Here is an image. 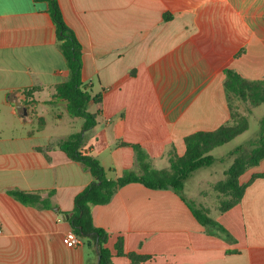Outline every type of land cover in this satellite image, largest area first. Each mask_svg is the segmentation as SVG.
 Here are the masks:
<instances>
[{"label":"crops","instance_id":"crops-1","mask_svg":"<svg viewBox=\"0 0 264 264\" xmlns=\"http://www.w3.org/2000/svg\"><path fill=\"white\" fill-rule=\"evenodd\" d=\"M58 2L83 47V82L92 96L101 95L100 103L88 104L89 112L100 115L96 127L84 133V146L110 179L140 173L134 149L123 143L140 145L155 168L159 161L169 162L173 150L182 156L187 136L230 122L227 69L251 81L264 79V0ZM68 75L47 4L5 0L0 6V264L98 262L95 243L76 247L66 240L74 199L93 180L61 147L82 126L63 135L46 130L58 100L53 87ZM254 175H264V160L241 177L248 184L241 203L212 217L228 237L208 232L173 190L139 183L94 206V223L111 235L113 264H131L116 256L120 237L127 253L153 256L144 264H264V177L252 181ZM12 190L42 191L50 206L22 204Z\"/></svg>","mask_w":264,"mask_h":264},{"label":"trees","instance_id":"trees-1","mask_svg":"<svg viewBox=\"0 0 264 264\" xmlns=\"http://www.w3.org/2000/svg\"><path fill=\"white\" fill-rule=\"evenodd\" d=\"M36 1L46 3L48 6V13L56 27L58 48L63 54L69 70L67 80L53 87V98L64 102L66 110L72 118L83 119L81 132L69 136L62 142L61 147L70 161L81 163L93 176L92 182L75 197L73 215L69 221L72 230L82 241L95 243L98 254L97 264H113L114 253L108 247L111 235L95 225L92 208L108 204L119 189L131 183H139L152 190H173L188 203L196 219L208 232L211 234L220 233L228 237L227 231L209 215L206 208H197L187 201L184 197L185 184L193 173L215 163L216 159L211 155L214 149L231 142L249 129V118L236 107L235 99L245 103L249 108L263 105L264 79L251 81L243 78L237 72L227 69L225 71V89L231 110L230 122L213 131H198L187 136L184 139V154L179 156L173 150L170 155L169 167L161 170H156L152 166L149 155L140 145L123 143V145L131 146L134 149L140 173L128 171L117 179H110L99 160L84 146V133L96 127L100 115L99 111L89 112L88 104L91 102L100 103L101 95L92 96L90 88L83 82L82 44L73 29L66 24L58 0ZM170 18L171 15L165 16L166 20ZM31 92L28 91L27 94ZM260 126V137L249 143L248 146L237 147L232 152L231 155L235 158L226 171L225 178L214 185V190L218 195L220 213H226L241 203L248 187V184L241 183V177L264 160V119L261 120ZM50 149L51 147L41 150L48 151ZM259 177H264V175H254L252 181ZM43 193L42 191H9V194L22 204L41 203L49 207V200L43 198ZM53 193L52 191L48 192V195L51 196ZM115 250L116 256L128 258L131 264H144L153 259L151 255L127 253L124 248V240L121 237L115 244Z\"/></svg>","mask_w":264,"mask_h":264},{"label":"rangeland","instance_id":"rangeland-1","mask_svg":"<svg viewBox=\"0 0 264 264\" xmlns=\"http://www.w3.org/2000/svg\"><path fill=\"white\" fill-rule=\"evenodd\" d=\"M235 105L242 114L249 118V129L231 142L214 149L211 155L216 159V162L210 167L202 168L193 173L185 184L184 195L190 201L189 203L194 204L197 208H206L211 217L219 214L218 195L214 190V185L225 178V173L235 158L231 155L232 152L237 147L248 146L261 135L260 122L264 119V104L249 108L248 105L236 98ZM51 108L52 114L47 116V131L63 135L78 131L83 125V119L72 118L68 114L62 100H57ZM99 121L101 122V119ZM169 165V162L159 161L155 169H165Z\"/></svg>","mask_w":264,"mask_h":264},{"label":"built area","instance_id":"built-area-1","mask_svg":"<svg viewBox=\"0 0 264 264\" xmlns=\"http://www.w3.org/2000/svg\"><path fill=\"white\" fill-rule=\"evenodd\" d=\"M66 240L70 246H76L77 247V246H81L83 244L82 240L75 234V232L73 230H71L67 233Z\"/></svg>","mask_w":264,"mask_h":264},{"label":"snow or ice","instance_id":"snow-or-ice-1","mask_svg":"<svg viewBox=\"0 0 264 264\" xmlns=\"http://www.w3.org/2000/svg\"><path fill=\"white\" fill-rule=\"evenodd\" d=\"M5 2V0H0V6Z\"/></svg>","mask_w":264,"mask_h":264},{"label":"water","instance_id":"water-1","mask_svg":"<svg viewBox=\"0 0 264 264\" xmlns=\"http://www.w3.org/2000/svg\"><path fill=\"white\" fill-rule=\"evenodd\" d=\"M70 215H71V214H68L67 216H65V218H67V219H68V218L70 217Z\"/></svg>","mask_w":264,"mask_h":264}]
</instances>
